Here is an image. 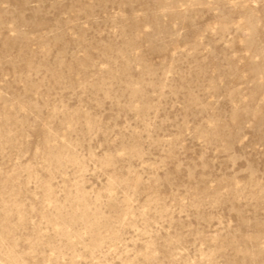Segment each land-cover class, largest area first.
Segmentation results:
<instances>
[{"label":"rangeland","instance_id":"374dc122","mask_svg":"<svg viewBox=\"0 0 264 264\" xmlns=\"http://www.w3.org/2000/svg\"><path fill=\"white\" fill-rule=\"evenodd\" d=\"M0 264H264V0H0Z\"/></svg>","mask_w":264,"mask_h":264}]
</instances>
